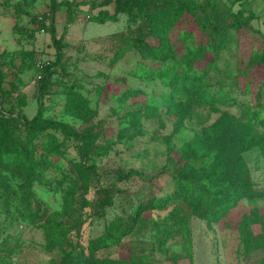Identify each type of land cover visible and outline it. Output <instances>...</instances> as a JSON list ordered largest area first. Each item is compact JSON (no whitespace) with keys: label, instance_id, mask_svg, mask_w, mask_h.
I'll use <instances>...</instances> for the list:
<instances>
[{"label":"rangeland","instance_id":"rangeland-1","mask_svg":"<svg viewBox=\"0 0 264 264\" xmlns=\"http://www.w3.org/2000/svg\"><path fill=\"white\" fill-rule=\"evenodd\" d=\"M57 1L66 3L53 19L60 58L42 98L38 127L44 131L30 132L17 115L36 113L43 67L57 57L48 31L51 0H0V264L59 262L61 251L46 248L50 219L68 228L63 237L71 246L106 264H264V198H242L211 223L182 200L144 208L174 192L176 150L219 119L232 125L224 135L231 144L244 129L256 131L239 156L246 180L264 193V0H213L222 24L239 9L252 13L239 28H228L226 47L217 54L204 13H185L160 63L143 59L129 38L146 35L147 14L162 3L149 0L143 18L119 12L106 20L113 0ZM164 72L200 75L202 87L228 104L173 94ZM48 119L91 131L86 151L76 138L45 128ZM44 133L55 135L61 152L49 150ZM14 155L23 166L12 164ZM41 160L46 164L37 168ZM25 165L32 168L29 176ZM131 169L136 173L116 180L118 170ZM105 187L112 204L100 210ZM115 227L123 231L117 244L89 248Z\"/></svg>","mask_w":264,"mask_h":264},{"label":"trees","instance_id":"trees-1","mask_svg":"<svg viewBox=\"0 0 264 264\" xmlns=\"http://www.w3.org/2000/svg\"><path fill=\"white\" fill-rule=\"evenodd\" d=\"M152 1L162 4H158L159 6H156L154 11L147 14L148 32L146 35H151L158 39V45L151 46L146 41V35L144 33H138L136 36L130 37L129 41L143 59L157 62L162 60V55L169 50L171 46L170 33L185 13L194 14L197 10L204 13L205 19L211 26L213 41L212 50L215 54L226 47L228 28H239L248 18L252 17L251 12H248V14L244 16L245 11L239 9L237 12L231 14L229 23L222 24L218 16H216L217 11L213 0H205L204 4L193 0ZM63 4L66 3L63 1L51 0V21L48 26V31L52 44L56 47L57 57L55 61L49 62L43 67V76L40 79L41 83L39 85L37 99V111L30 119L20 113L17 115L30 132L44 131L38 127V123L43 120L42 98L46 87L50 83V76L54 71L52 67L60 58V45L56 37L53 19L54 14L59 11L60 6ZM113 4L114 12L109 15V13L104 11V19L113 20L119 12L127 13L130 17L139 16L143 18L144 15H146L145 7L149 4V0H113ZM208 10H210L212 14L206 13ZM155 76L156 75L153 73L151 78L155 79ZM161 78L164 85L171 87L173 94L187 93L195 102L205 105H215V103L228 104V101L225 99H214L213 96L202 87L200 75L183 72L173 77L171 75L168 76L164 72ZM131 92L133 91L131 90ZM148 109H150L149 112L152 114L157 110L156 107L152 109L149 107ZM225 123V121L219 119L217 123L204 127L196 138L187 141L176 150L179 158L176 161L178 173L175 177L176 186L174 192L161 197H153L144 205V208L154 206L161 207L170 201L182 200L187 203L188 207L195 215L211 223L217 222L223 218L242 198H264V193L254 190L251 183L246 180L244 176L245 172L243 171L244 164L239 156V152L253 145L255 135L257 134L256 131L244 129L242 134H236L231 137L236 138L234 140L235 144H231L226 140L224 135L228 136L232 125L225 127ZM44 127L57 128L64 136L76 138L82 143L81 149L83 152L84 150L86 151V147L91 143V131H78L68 123L48 119L45 121ZM44 134L46 143L49 144V150L57 153L61 152L55 135L52 133ZM238 143L239 147L237 148L236 145ZM196 160H199L198 164L195 163ZM10 161L12 164H16L19 167L23 166L24 162H26L16 155H14ZM45 164L46 162L41 160L37 161L35 165L39 168L40 166L43 167ZM25 170L27 176L32 172V168L27 165H25ZM135 173L136 171L132 169L128 171L118 170L115 178L119 181L124 178H129ZM97 204L100 210H103L106 205L112 204L111 189L106 187L99 189ZM141 206L142 205L138 206L136 210L132 211L133 219L141 210ZM98 214L101 215L102 213L99 212ZM63 228L65 229L67 227H65L61 221L56 222L52 219H50L47 226H45L46 248L50 250L56 246L62 254L60 261L56 264H106V259H98L90 253H85L82 249H77L74 244L71 246L69 240L65 241L63 237ZM243 231L249 232V225L243 226ZM121 235H123V231H118L115 227L106 238L98 243L93 242L89 248L94 250L101 246L117 244Z\"/></svg>","mask_w":264,"mask_h":264}]
</instances>
